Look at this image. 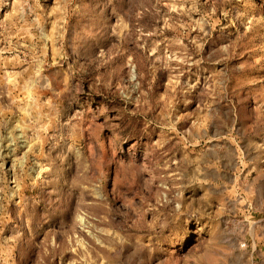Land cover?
<instances>
[{
    "label": "rangeland",
    "instance_id": "1",
    "mask_svg": "<svg viewBox=\"0 0 264 264\" xmlns=\"http://www.w3.org/2000/svg\"><path fill=\"white\" fill-rule=\"evenodd\" d=\"M0 264H264V0H0Z\"/></svg>",
    "mask_w": 264,
    "mask_h": 264
}]
</instances>
